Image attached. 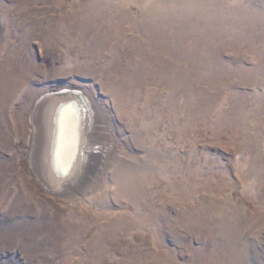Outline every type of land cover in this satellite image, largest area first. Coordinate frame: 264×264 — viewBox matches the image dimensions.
<instances>
[{
    "label": "rangeland",
    "instance_id": "374dc122",
    "mask_svg": "<svg viewBox=\"0 0 264 264\" xmlns=\"http://www.w3.org/2000/svg\"><path fill=\"white\" fill-rule=\"evenodd\" d=\"M0 264H264V0H0Z\"/></svg>",
    "mask_w": 264,
    "mask_h": 264
},
{
    "label": "bare ground",
    "instance_id": "6f19581e",
    "mask_svg": "<svg viewBox=\"0 0 264 264\" xmlns=\"http://www.w3.org/2000/svg\"><path fill=\"white\" fill-rule=\"evenodd\" d=\"M65 97L66 101H56L49 104L45 112L46 118H44L42 123V134H44L43 148L47 151L44 156L45 161L42 162L43 168L46 173L48 172L47 176L50 175L49 179H53L58 184L59 182L56 179L58 175L56 170H54L55 168L63 173L71 170V173L64 178V180H67V184L69 181L73 182L77 174H79L80 165L86 157L84 153H86L87 145H89L88 131L93 128V112L86 98L73 94H68ZM45 99L47 98L40 100L37 109L45 102ZM49 111L55 113L50 115ZM58 184L54 187L57 186L59 188L60 185Z\"/></svg>",
    "mask_w": 264,
    "mask_h": 264
},
{
    "label": "water",
    "instance_id": "95a60500",
    "mask_svg": "<svg viewBox=\"0 0 264 264\" xmlns=\"http://www.w3.org/2000/svg\"><path fill=\"white\" fill-rule=\"evenodd\" d=\"M71 94H73V95H75V96H76V95H77V96L80 95L79 93H76V92H72Z\"/></svg>",
    "mask_w": 264,
    "mask_h": 264
}]
</instances>
